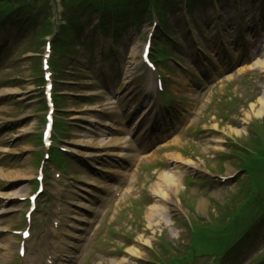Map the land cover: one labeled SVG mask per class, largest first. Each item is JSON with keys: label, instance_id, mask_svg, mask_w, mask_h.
<instances>
[{"label": "rangeland", "instance_id": "374dc122", "mask_svg": "<svg viewBox=\"0 0 264 264\" xmlns=\"http://www.w3.org/2000/svg\"><path fill=\"white\" fill-rule=\"evenodd\" d=\"M152 1L158 7L163 0ZM19 4L15 0L13 7ZM45 5L46 0H31L19 11L11 10L0 24V243L9 240V249L1 251L6 262L0 264H46L54 253V234L66 219L56 208L67 207L82 183H87L93 203L78 236L67 243L73 264H151L157 250L172 256L189 251L195 234L200 239L196 238L192 264H215L218 258L220 264H261L264 169L254 170V180L253 172L241 173L237 167L248 147L264 143V111L258 104L264 69L257 64L264 59L257 53L264 47V0H198L192 13L199 26L188 23L184 2L173 1L162 5L165 13L157 9L159 18L167 20L168 35L162 34L161 25L153 27L149 14L140 15L135 23L124 25L113 47L102 40L104 59L95 54L96 47L85 46L87 41L64 53L59 67H51L53 81L58 79L54 89L60 94L53 146L68 150L64 159L59 157V165L46 158L39 145L46 108L35 85L43 73V41L48 36L40 35L35 42L34 35L36 29H48L49 17L33 8L50 14L43 11ZM86 8L79 13L84 22L81 40L96 23L90 16L92 5ZM27 12L30 15L19 19ZM55 13L54 9V28L64 23ZM4 14L0 10V16ZM148 39L153 43L152 60L161 50L159 44L171 57L167 63L156 60L159 68L151 73L141 58ZM158 72L163 93L154 87ZM149 126L150 131L141 134ZM136 133L139 139L134 140ZM129 139L132 151L119 167L111 166L107 155L89 159L104 150L123 154L110 145ZM40 168L45 189L28 223L26 199L35 190ZM174 171L177 190L164 191L166 208L161 209L154 184L161 174ZM129 187L132 192L124 197ZM15 195L19 198L12 199ZM242 200L249 206L241 216L228 219ZM157 206L160 209L150 216L149 209ZM26 226L30 238L20 256L22 241L16 232ZM223 227L227 232L234 227L236 242H226ZM243 228L248 229L244 235ZM231 244L235 245L227 251ZM170 261L164 259L166 264Z\"/></svg>", "mask_w": 264, "mask_h": 264}, {"label": "bare ground", "instance_id": "6f19581e", "mask_svg": "<svg viewBox=\"0 0 264 264\" xmlns=\"http://www.w3.org/2000/svg\"><path fill=\"white\" fill-rule=\"evenodd\" d=\"M143 48V47H142ZM142 52V50H141ZM257 53H262L264 54V47H259ZM257 64L259 65L258 67H261L262 69H264V59L263 61H259L257 62ZM258 104L261 105V111H264V93L261 96L260 99H258ZM2 117L0 116V128L2 127ZM148 129V128H147ZM146 130H144L145 132ZM139 137H137L138 139ZM132 142L128 140L127 142L125 141H115L112 143L111 146L116 147V148H120L123 149L124 154L120 155V154H114V152L112 151H105L100 153V155H109L111 157H115L117 159V161H119V159H125L128 158L129 153L132 150ZM173 146V145H170ZM168 147V146H166ZM83 155H86L85 153H82ZM87 156V155H86ZM128 156V157H127ZM150 157V156H149ZM148 157H144V159H146ZM176 159H178L176 157ZM177 171H174V173H172L171 175H165V174H161L160 177L158 178L157 182L154 184V187L156 188L155 190L158 191L157 192V197L159 198V200L161 202H163V206L161 207V209L166 208V206L164 205V200H167L166 195L164 193V191L166 189L169 190H177V180H176V175H177ZM16 177H20L23 179H26L25 176L22 175H17ZM131 182V181H130ZM131 184V183H130ZM85 185V184H84ZM86 186V185H85ZM85 186H81L79 187V190L81 191L80 193L75 194V196L72 198V202L69 203V205L63 208V213L65 214V221L64 223L61 225L60 230L56 231V240L53 241L54 243V253L55 255H53L52 258V264H71L72 260V251L68 248L67 249V245L65 246V244L70 243L71 240H73L74 238H76L78 236V230L80 228V223L83 221L84 217H85V212L84 211H88L91 208V204H92V199L90 197H88L87 194V189ZM158 186L160 188H158ZM132 192V190L129 188H127V191L124 194V197H128L130 195V193ZM19 195H15L12 199L15 198H19ZM157 209H160L159 206L156 207H152L150 208V212L149 215L150 216H155V211H157ZM3 210L8 211V207L3 208ZM9 249V240H4L3 243H0V263L6 262V258H4V254H1V251L3 250H8Z\"/></svg>", "mask_w": 264, "mask_h": 264}, {"label": "trees", "instance_id": "16d2710c", "mask_svg": "<svg viewBox=\"0 0 264 264\" xmlns=\"http://www.w3.org/2000/svg\"><path fill=\"white\" fill-rule=\"evenodd\" d=\"M102 1H104V0H102ZM123 1H127V0H112V4L113 5H111V7L113 8V12H114V15H116V16H118V17H120L121 15H122V13L123 12H127V7L128 6H125V5H123ZM92 2H93V0H69V1H67V2H65V0H64V7H65V9H66V13L70 16V17H72L73 15H75V11H74V9L76 8V7H78L79 6V10L80 11H83L84 9L85 10H88L87 8H86V4L87 5H89V4H91L92 5ZM144 2H145V4H144ZM105 3V2H104ZM146 3H147V0H144L143 1V4H142V6H141V9H142V11H145V10H147L145 7H146ZM149 5H150V3L148 4V8H149ZM147 12H148V10H147ZM107 13V12H106ZM71 20H73V19H70V21ZM254 167V169L256 168V167H258V166H253ZM262 169H264V168H262ZM251 175H253V178H254V180H255V171H253V173L251 174ZM244 193V192H243ZM243 193L240 195V196H242L243 195ZM239 196V197H240ZM179 255H181V254H179ZM182 256V255H181Z\"/></svg>", "mask_w": 264, "mask_h": 264}]
</instances>
